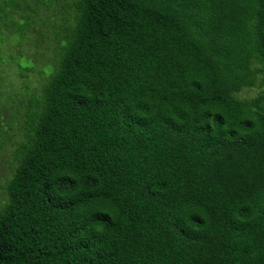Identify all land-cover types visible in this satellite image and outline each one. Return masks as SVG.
<instances>
[{"label":"trees","instance_id":"1","mask_svg":"<svg viewBox=\"0 0 264 264\" xmlns=\"http://www.w3.org/2000/svg\"><path fill=\"white\" fill-rule=\"evenodd\" d=\"M0 33L50 50L0 90V264H264V0H0Z\"/></svg>","mask_w":264,"mask_h":264},{"label":"rangeland","instance_id":"2","mask_svg":"<svg viewBox=\"0 0 264 264\" xmlns=\"http://www.w3.org/2000/svg\"><path fill=\"white\" fill-rule=\"evenodd\" d=\"M42 29L44 30V28ZM1 31L4 33L11 32V30L9 32V30H7L5 27ZM8 33L2 36V38H4L6 42L4 44L0 43V56L2 58L4 57V61L0 62V69L1 68L5 69L4 71H5V77H6L5 81L0 84V90L3 91V93L5 91L4 93L5 96H7L6 94H11L12 96H14V92H8V91L11 90L13 86L15 85L21 86L23 81H26L24 79H21L19 75L17 74L18 70H20L19 64H23V65L30 64V61L27 58H31L33 61H35L34 64H36L37 67L39 66L40 68H42V66L45 65V63L47 62L45 59L50 54V50L48 48V39H45L44 42L40 43L36 49L31 43H23L21 47H17V44H16L17 38H15L14 36ZM31 35L37 36L35 32H31L29 36ZM43 51L45 54L44 56L45 59H41L37 55L38 52H43ZM11 57H15L14 58L15 60H12ZM16 63H18V65ZM33 71L34 72L31 71L29 73V79H27V82H29L30 87H32L31 89H33L36 86H39V83H38L39 76L34 74L38 71L37 70H33ZM254 90L255 89H252V90L246 89L242 92V94L243 96H251L255 93ZM13 98L14 100H16L15 97ZM9 119H10L9 112L7 111L0 112V131H2L1 128L6 125V122H9ZM16 121L17 120L13 119V123H15ZM0 135H1L0 138H3V136H5L1 132H0ZM10 145H11V142L9 144V142L6 141L5 146L2 149H0V202L6 197L4 183L12 175V169H11L12 148Z\"/></svg>","mask_w":264,"mask_h":264}]
</instances>
